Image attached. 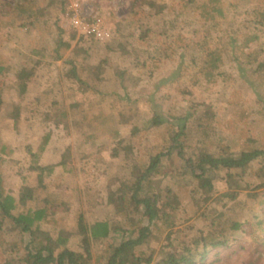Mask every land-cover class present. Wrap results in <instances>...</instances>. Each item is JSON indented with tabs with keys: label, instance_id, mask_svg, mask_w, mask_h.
Listing matches in <instances>:
<instances>
[{
	"label": "rangeland",
	"instance_id": "obj_1",
	"mask_svg": "<svg viewBox=\"0 0 264 264\" xmlns=\"http://www.w3.org/2000/svg\"><path fill=\"white\" fill-rule=\"evenodd\" d=\"M18 1L24 2L0 0V8L10 9ZM36 1L44 6L47 3L46 0ZM56 1L57 7L54 5L50 8L54 13L58 12L62 3V0ZM207 1L209 0H197L193 6L185 7L181 0H169L170 9L151 17L149 23L153 28L166 23V33L149 34L145 39L141 36L148 24L144 18L150 8L148 0H68L65 11L58 17L50 18L47 24L39 20L32 26L23 27L20 26V17L2 16L0 10V21L3 22V26H0V64L7 70V74H0V148L3 144H9L14 149L12 156L1 164L0 173L7 191L16 196L24 184L23 178H27L38 195L31 202L32 206H40L42 198L48 192L58 194L66 201L75 193L78 194L79 201L68 204L66 211H59L53 216L49 223L51 230L73 228L76 223L75 215L80 210L89 220L103 219L114 214L113 208L96 203L101 202L100 192L105 186L106 178L118 171L117 160L109 157L113 144L103 132L96 133L92 141H85L88 134L95 132L88 123L100 114L112 118H118L119 113L124 114V118L119 119L121 135L130 139L137 134L133 138L135 146L142 155H146L154 153L155 149L158 150L160 145L165 144L168 125L176 120L182 99L196 98L208 103L217 113L215 125L218 136L213 138L215 142L219 140V136L223 137L224 143L236 150L248 149L250 138L256 140V145H264V84L257 87L251 82L250 74L241 64L243 59L237 61L239 54L230 46L231 35L242 38L247 32L254 31L250 24L257 19V10L264 8V0H223L224 13H214L215 17L208 16L205 20L203 14L206 15L207 11L203 6ZM142 2L141 10L133 16L132 7ZM75 4H78L81 13L97 14L105 19L112 30L111 40L101 42L93 37H85L78 42L80 37L77 35L63 59L42 69L38 80L30 84L26 94L21 95L13 86L16 72L20 67L31 66L28 59L30 56L39 57L34 50L48 54L53 50L55 41L59 39L58 33H54L58 29L56 20L66 30L63 38L68 40L74 30L70 17ZM118 29L120 32H117ZM50 30L54 32L50 34ZM262 30L260 40L251 43L245 49L246 53L257 47L264 50V28ZM167 32L172 34L168 36ZM113 41L116 44L125 42L126 51L120 52L117 46H114L113 51H107V44ZM185 44L190 45L188 50L181 49ZM165 47L171 53L177 49L179 51L169 57L164 50L159 52ZM205 48L221 50L224 57L221 73L213 82H207L203 77ZM71 55L76 56L78 73L82 79L89 81L92 75L91 65L107 56L108 62L103 66V80L97 84L90 81L80 85L77 80L72 79L67 63ZM48 60L52 61L50 57ZM175 75L178 78L172 81ZM76 96L88 110L87 118L84 119L86 125H50L52 137L42 160L44 164L57 162L70 146L72 158L69 165L72 170L65 171L58 166L48 180L49 187L39 188L36 186V171L31 163L30 153L37 149L43 133L48 129L40 120L48 112L53 99L72 102ZM17 110L20 118L15 125L12 113ZM156 114L168 124L151 126L149 120ZM194 128L189 133L193 142L202 136ZM211 149H215L214 145ZM173 166V160L166 159L161 169L169 172ZM263 166L264 158H259L254 163L256 174H249L244 181L238 182L239 186L233 189L239 194L238 197L225 196L223 194L228 190L220 189L209 204L203 205L198 212H195L194 206L197 198H193L190 192L189 174L180 176L175 172L174 176L160 175L158 182L163 186H174L178 194L174 231L182 230L190 237L197 234V230H208L210 221L201 216L206 211L211 215L222 212L224 219L253 220L261 212L259 203L264 195V187L255 189L254 185L260 182ZM208 175L213 176L214 172L210 170ZM257 192L261 194L258 196ZM237 235L240 237L239 241L233 242L227 249H219L225 258L224 263L264 264V253L259 256L260 253L255 250L247 232L244 234L239 231ZM168 241V230L161 233L156 229V235L148 245L156 249L158 256L162 245ZM105 245L106 243L103 247H96L101 250ZM212 258L213 254L207 256L208 260Z\"/></svg>",
	"mask_w": 264,
	"mask_h": 264
},
{
	"label": "trees",
	"instance_id": "obj_2",
	"mask_svg": "<svg viewBox=\"0 0 264 264\" xmlns=\"http://www.w3.org/2000/svg\"><path fill=\"white\" fill-rule=\"evenodd\" d=\"M46 1L45 6L36 0L18 1L10 9L0 8L1 15H13L17 19L20 17L22 27L32 26L39 20L47 24L50 18L58 17L65 11L68 0H62L56 13L50 8L58 5V2ZM148 1L150 8L144 17L148 24L141 36L142 39L149 34H165L168 28L164 26L166 23L159 24L157 28H153L154 26L149 23L151 17L161 15L170 9L169 0ZM181 2L185 7H189L197 0H181ZM143 3H137L132 7L133 16L141 10ZM222 3L223 0L205 2L203 6L207 11L206 15L203 14L205 20L208 16L215 17L214 13L222 15L224 13ZM256 17L257 19L250 24V28L253 27L254 31L247 32L242 38L231 35L230 46L239 54L237 61L243 59L241 64L250 74L251 82L261 87L264 84V50L257 47L250 49L248 53L245 52L251 43L261 38L260 32L264 28V8L257 10ZM55 24L58 29L55 32L50 30V34L58 33L59 39L55 41L53 50L49 54L34 50L35 55L39 57L28 56L31 66L20 67L16 72L13 86L21 95L26 94L30 84L38 80L42 69L63 59L64 53L71 48L72 42L79 35L74 29L68 40H65L63 36L66 30L61 27L58 20ZM0 26H3L2 21ZM117 32L120 30L118 29ZM171 34L167 32L168 36ZM79 37L78 42L86 36L79 35ZM114 42L107 44V51H113L114 46H117L122 53L126 51L125 42L117 44ZM189 47V44H185L181 49L188 50ZM163 50L169 57L179 51L177 49L171 53L165 47L159 52ZM204 50L206 55L202 62L203 77L207 82H213L221 73L220 67L224 57L221 50L216 48ZM181 55L183 56V53ZM49 57L52 61L48 60ZM106 57L99 63L91 65L90 81L97 84L103 80V66L108 62ZM67 63L69 76L72 79L77 80L80 85L90 82L82 79L78 73L76 56L71 55ZM6 72V68L0 64V74H7ZM177 78L178 75H175L171 80ZM182 100L176 120L168 125L165 144L160 145L158 150L155 149L154 153L146 155H142L135 146L133 138L137 134L132 135L130 139L121 135L119 119L124 118V114L119 113L118 118L100 114L88 123L93 126L95 132L88 134L85 141H92L99 132L107 134L113 144L110 147L109 157L111 160H117L118 164L117 174L106 178L105 186L100 192L101 202L96 201L103 206L113 208L114 214L110 217L89 220L80 210L75 215L76 223L73 228L60 227L51 230L49 223L53 216L59 211H66L68 204L79 201L78 194L75 193L69 201H66L64 197L48 192L42 198L40 206H32L31 202L36 200L38 195L27 178H23L24 184L16 196L7 191L0 173V264H225V258L222 257L219 249H227L233 242L239 241L240 237L237 235L239 231L244 234L247 232L252 238L255 250L261 256L264 253V195L259 203L261 212H258L253 220L224 219L222 212L211 215L206 211L202 212L201 216L210 221L208 230H197V234L190 237L182 230L174 231L178 194L174 186H163L160 181L158 182L160 175L174 176L175 172L180 176L189 174L190 192L193 198H197L194 206L195 212H198L203 205L209 204L220 189L228 190L223 194L225 196L238 197L239 194L233 189L249 174L255 175L257 170L254 169V163L259 158H264V145H256L254 138L248 140V149L240 150L224 143L225 139L220 136L215 142L213 138L218 136L215 125L216 111L203 100L188 97ZM1 104L2 96H0V107ZM47 111L40 121L48 129L43 133L37 149L30 153L31 163L36 171V186L42 189L49 187L48 180L52 178L58 166L65 171L72 170L69 165L72 158L70 146L62 153L59 161L42 163L52 137L50 125L67 127L71 123L84 126L86 125L84 119L87 118L88 113L77 96L72 102L53 99ZM12 117L17 125L20 112L14 111ZM149 124L160 127L168 123L156 114L149 120ZM192 127L202 135L195 142L189 138ZM212 145L215 147L214 150L211 149ZM13 151L9 144L1 146L0 166L5 159L12 156ZM166 159L174 162L169 172H163L161 169ZM210 170L214 172L213 176L208 175ZM262 173L259 177L260 182L254 185L255 189L264 187V166ZM257 193L258 196L261 194V192ZM245 226L248 229L245 230ZM156 229L161 233L168 230L169 237V241L162 245L158 256L156 249L148 245L150 239L156 235ZM104 243H106L105 247L98 250L96 246L103 247ZM209 254H213L210 260L207 259Z\"/></svg>",
	"mask_w": 264,
	"mask_h": 264
},
{
	"label": "built area",
	"instance_id": "obj_3",
	"mask_svg": "<svg viewBox=\"0 0 264 264\" xmlns=\"http://www.w3.org/2000/svg\"><path fill=\"white\" fill-rule=\"evenodd\" d=\"M73 13L70 17V24L79 35L93 37L98 41L106 42L112 38V30L109 24L97 14L87 15L81 13L78 4H75Z\"/></svg>",
	"mask_w": 264,
	"mask_h": 264
}]
</instances>
